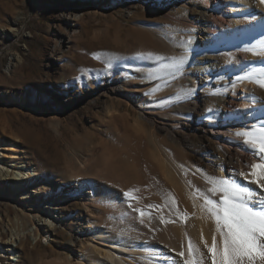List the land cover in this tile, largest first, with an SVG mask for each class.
Instances as JSON below:
<instances>
[{
  "label": "rangeland",
  "instance_id": "1",
  "mask_svg": "<svg viewBox=\"0 0 264 264\" xmlns=\"http://www.w3.org/2000/svg\"><path fill=\"white\" fill-rule=\"evenodd\" d=\"M187 1L169 12L148 0H0V159L7 166L30 164L22 169V192L0 187V221L10 236L18 216L24 229H16L21 235L13 244L25 236L24 251H32L18 261L0 248L4 263L65 264L69 257L78 264L80 249L68 247V240L106 245L87 231L92 222L135 244L136 256L144 259L139 264H184L178 253L184 238L199 249L202 264H211L205 243L212 244L215 222L205 198L218 201L219 196L209 192L204 163L218 157V148L194 136L187 115L176 107L202 111L208 99L227 98L233 82L264 72V56L245 52L254 57L249 59L241 51L245 75L215 70L191 83L201 53L180 45L183 19L170 14L200 0ZM70 4L81 11L76 28L63 17V6ZM250 12L248 6L230 15V22L238 20V32L218 50L260 47L253 38L264 31V11L254 20ZM219 18V12L212 16ZM173 58L185 62L171 68ZM161 65L168 68L162 71ZM248 82L259 91L244 93L263 102L257 113L225 120L235 140L244 141L236 132L264 122V88ZM114 86L123 87L122 93H112ZM204 120L223 121L211 112ZM245 145L241 154L253 156ZM240 178L233 180L251 187L250 179ZM81 182L97 184L103 193L90 199ZM41 203L58 209L48 213ZM201 220L205 238L197 233Z\"/></svg>",
  "mask_w": 264,
  "mask_h": 264
},
{
  "label": "bare ground",
  "instance_id": "2",
  "mask_svg": "<svg viewBox=\"0 0 264 264\" xmlns=\"http://www.w3.org/2000/svg\"><path fill=\"white\" fill-rule=\"evenodd\" d=\"M148 1L154 2L153 5H156L157 2L162 3V9H165L169 12L172 11L171 9H175L177 2H180L182 4H186V3L189 4L188 3L189 1L186 2V0H148ZM248 6L251 7L250 14L253 17L252 20L258 19V16L262 15L264 11V4H260L258 0H200L198 4L195 3L194 7L184 9L182 11L176 9L174 11L175 13H170L175 18L181 16L183 19V22L179 24L181 32L177 36V41L180 43V45L183 46L188 53H194V54L197 53V55L201 53L197 57L199 63L195 68H193L192 71H190L191 73L189 72L190 73L189 79L191 83H195L196 81H201L203 74L205 73L209 74L214 72L215 70L221 71L227 69V71H237V73H239L240 75H245L247 73L243 64L240 62V60L244 58H240V55L238 53L241 51L243 52V53L241 52V54L248 55V53H245V51H243V49L240 48L239 46H238L239 48H237V46L236 48L230 47L228 50H224V51L218 50L217 47L218 45L224 44L227 41H229L230 37L238 32V28H237L238 20L235 19V21L233 20L234 22H230L229 19L230 15L240 14L244 12V10ZM216 12H219V14L222 16L221 19L220 18L216 20L212 19V16H214ZM63 17L67 21H69L71 27L76 28L77 22L81 19V11L77 8L76 4L64 5ZM196 33H199V35H197ZM254 36L255 37L253 38V40L257 42L254 44L257 45L258 42L259 43L262 42L264 31L261 30L257 35ZM204 52L207 54H204ZM248 58L253 59L254 57L252 55H248ZM164 66L165 68H168V66L166 67V65H161V69L163 67L162 71H164ZM161 69L158 70L154 69L153 72L156 73ZM158 73H163V72L159 71ZM239 81H235L231 84L232 93L227 98L223 99L224 97L222 96H224V94H222V96L219 98L212 97L211 99H208L205 109L202 110L203 112L197 111L191 108V106L187 104L182 105L181 107H176L177 110L187 115L189 119L188 121L190 122V125L188 124L187 128L194 136H197L205 143L209 145L213 144L215 145V148L216 147L218 148L217 150L218 157L217 158L209 157L210 159L204 163L205 172L207 173L206 175L211 177L227 178L229 180H233L234 178H240L241 176L239 175V173L241 172L245 173V171L253 163L259 162L258 157L255 155L251 156L249 154L248 155L241 154L240 152L241 150H245L248 148L246 147L245 144H243L244 141H241L240 139L235 140L231 138V135H233V133L227 129L230 125L228 123H224L225 120L231 118L233 119L237 115L243 117L246 114H248V116L251 115L250 112L257 113L256 108L258 106H261L263 102L262 100L263 98H261V96H257L256 94L251 96L250 94L247 97V94L244 93L245 91H248L249 94V91L251 90L259 91V88L254 87L255 89H253V87H251V85L248 84L249 82L248 79L246 78L244 79L242 78V80ZM227 87L225 88V91L227 90ZM119 88H123V87H115V86L110 87V91L114 94H121L122 91ZM238 88H243V91L240 92ZM123 91L126 90L124 89ZM208 112L214 113L215 118L222 117L223 121L207 122L206 120H204V116ZM251 120L252 118L248 119L247 122H250ZM262 123L264 124V122ZM245 126H248V123H245ZM201 163H203V160L201 161ZM29 166L30 164H27V166H25L24 163L21 166H18L17 164H11L7 166L0 159V187L4 186L9 188V190L11 191L16 190L22 192L26 188V184L24 182L25 176L24 173H22V169H27V167ZM218 171H220L219 174ZM249 179L251 180L254 178L249 177ZM248 182L250 183V181ZM83 185L85 187L88 186V189L90 190L89 191L90 199L99 197L100 193H103L97 184L87 185L86 183L83 182L81 186ZM250 188L254 190L258 196L261 195L260 190L258 189V186L256 184L252 183ZM41 204L42 205L39 206V208L45 209V211L48 213H50L52 210L58 209L56 208V205L53 203H41ZM172 209L175 210L174 207ZM1 210L2 209L0 206V211ZM199 225H200V229H198L197 233L202 238H205L206 235L203 227L206 224L203 220H201L199 222ZM23 227H24L23 221L18 216H16L13 220L12 230L11 233L9 234L10 236H8V232L3 227V223L0 221V248L5 249V252L2 251L3 253L2 255H4L7 251L10 253V256L18 257V261L23 259L24 256L29 257L32 251H30V253H26L24 251L25 246L28 245V241H27L28 238L23 236V238L21 237L19 244L17 246L13 244L18 242L19 240L18 236L20 237L21 235L20 234L21 232H18V230ZM16 229L18 230L16 231ZM56 230L57 228L55 227L54 231ZM80 231L82 232V234L86 233V231H82V230ZM87 231L95 233L96 241H101L106 245L102 246L96 242H92L89 240H87L86 242H79V243H76L77 240L75 241L68 240L69 241L67 243L68 247L78 246L80 249L79 252L80 259L78 264H139V261H142L143 258L139 260L141 257L136 256V250L135 248H133L135 244L129 241L128 242L121 241L113 231L104 230L100 227V225L93 224L92 222H88ZM37 233L39 234V231H37ZM181 242H182V247L178 253L184 252L185 256H187L189 242L185 238ZM142 249L145 254H147L148 252V254L151 255V252L147 250V248L142 247ZM7 256L10 257L9 255ZM181 258L184 260V257ZM149 259L153 263H155L154 260H152L151 258ZM65 261H66L65 264H73L69 257H67ZM0 264H6V263H4L2 259H0ZM58 264H62V262Z\"/></svg>",
  "mask_w": 264,
  "mask_h": 264
},
{
  "label": "snow or ice",
  "instance_id": "3",
  "mask_svg": "<svg viewBox=\"0 0 264 264\" xmlns=\"http://www.w3.org/2000/svg\"><path fill=\"white\" fill-rule=\"evenodd\" d=\"M264 4V0H258ZM245 52L253 55L264 56V42L259 48H245ZM183 58H173L168 65L177 68L184 64ZM245 78L264 88V72L250 73ZM237 137L244 138L245 144L253 150L259 162L253 163L249 173L241 172L244 179L254 178V183L260 190V200L256 202L257 193L235 180L227 178L208 177L211 184L209 192L213 196H219V200L205 198V208L215 222V233L211 246L205 243L211 254V264H264V124L259 127L253 125L251 130L238 131ZM125 197H131V192L124 193ZM217 235L219 242H217ZM199 249L189 241L187 256L184 264H202Z\"/></svg>",
  "mask_w": 264,
  "mask_h": 264
}]
</instances>
